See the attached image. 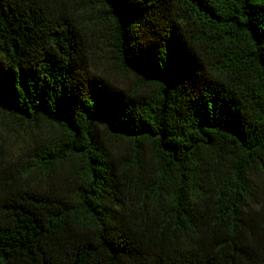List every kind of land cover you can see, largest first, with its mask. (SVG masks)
Masks as SVG:
<instances>
[{
  "label": "trees",
  "instance_id": "obj_1",
  "mask_svg": "<svg viewBox=\"0 0 264 264\" xmlns=\"http://www.w3.org/2000/svg\"><path fill=\"white\" fill-rule=\"evenodd\" d=\"M0 112L59 129L0 171V264H264V0H0Z\"/></svg>",
  "mask_w": 264,
  "mask_h": 264
},
{
  "label": "rangeland",
  "instance_id": "obj_2",
  "mask_svg": "<svg viewBox=\"0 0 264 264\" xmlns=\"http://www.w3.org/2000/svg\"><path fill=\"white\" fill-rule=\"evenodd\" d=\"M86 57L88 75L101 77L116 90L127 92L131 89H151L149 85L141 84L135 74L120 69L110 54L100 48H95ZM58 134L59 129L55 125L46 122H38L35 125L20 124L0 112V171L12 168L21 172L34 143L47 141ZM115 145L123 148L126 146V141L117 140ZM62 168V165H57L55 173ZM24 176L30 183L39 185L46 184L49 180L48 176L37 171L29 172Z\"/></svg>",
  "mask_w": 264,
  "mask_h": 264
}]
</instances>
